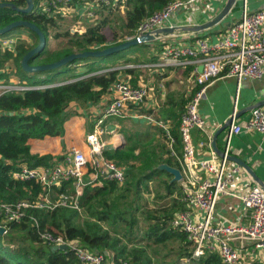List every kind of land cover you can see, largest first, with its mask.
<instances>
[{"label": "trees", "instance_id": "1", "mask_svg": "<svg viewBox=\"0 0 264 264\" xmlns=\"http://www.w3.org/2000/svg\"><path fill=\"white\" fill-rule=\"evenodd\" d=\"M174 1L119 0L118 6L97 10L96 22L89 24L81 33L70 28L60 31L56 19L39 14L40 0H34L35 8L31 14L16 13L10 8L0 9V28L18 20L36 24L45 33L48 44L31 63L49 64L73 53L103 50L137 37L139 26L150 15L162 11ZM3 2L6 1L0 0V3ZM10 2L26 7V0ZM120 7L126 11L123 17L119 16ZM23 29L31 32L26 28H17L3 37ZM31 34L36 39L34 45L18 40L14 51L3 50L0 46V50L4 51H0V81L10 83L11 76L5 69L11 62L20 84L43 87L5 93L0 97V201L9 203L45 197L40 185L32 181H16L12 177L13 172L23 165L29 168L48 167L54 160L62 159L32 154L29 141L63 136L64 124L72 115L69 112L71 104H98L110 93L121 73H138L135 69L109 71L108 68H100L98 73L94 66L105 63L106 59L87 58L53 71L28 74L22 70L21 62L38 44L36 34ZM51 38L55 41L54 49H49ZM81 66L87 67L88 71L77 73ZM185 108L181 106L180 113ZM140 115L149 114L142 110ZM162 133L166 137L165 130ZM170 134L174 141L173 149L157 142L154 136H133L126 139L124 147L105 149L103 156L125 170V182L119 184L117 181L102 180L101 185L94 186L87 181L79 210L66 207L28 209L22 222L9 224L7 233L0 236V264H82L70 249L53 251L49 244L41 240L40 234L45 231L62 235L68 243L76 242L104 255L106 262L109 260L111 264H223L220 256L212 252L194 259V249L186 235L171 225L175 215L188 210V207L182 201L183 187L177 182L171 183L174 176L160 169L163 165L181 169L179 158L183 155V145L179 126L171 129ZM179 145L182 153L178 155L176 148ZM156 179H160L158 187L166 191L163 199L175 195L176 198L162 209L142 211L139 206L142 193L147 192L149 184ZM67 190L72 191L71 185L65 183L61 188H53L51 196L55 198V195ZM82 214L86 218L79 221ZM175 241L176 245H170ZM156 247L165 250L156 252Z\"/></svg>", "mask_w": 264, "mask_h": 264}, {"label": "built area", "instance_id": "2", "mask_svg": "<svg viewBox=\"0 0 264 264\" xmlns=\"http://www.w3.org/2000/svg\"><path fill=\"white\" fill-rule=\"evenodd\" d=\"M10 2L11 0H4ZM199 0H175L162 11L150 15L138 29V36L154 33L166 28L171 16L186 5ZM119 0H40L39 14L49 18L69 16L72 12L88 19L89 23L97 20L96 11L103 7L118 6ZM123 8V7H120ZM170 28H173L170 26ZM17 39L13 36L1 37L0 46L3 50H15ZM161 61L147 65L150 69L180 68L195 64L203 70L198 73L195 90L181 115L179 133L183 145V155L180 159L183 187L182 201L188 210L175 215L171 225L182 231L191 244L193 258L198 259L206 252L217 253L223 264H243L241 252L232 245L235 236L246 239L255 252L264 258V188L253 184L245 189L240 199L243 209L248 211V224L235 223L231 225L215 223V208L224 194H229L241 174L239 165L229 166L226 150L221 158L209 146L208 158H197V145L193 141V131L202 129L205 120L199 112L207 85L217 78L227 68V75L242 80H260L264 75V10L255 13L247 11L246 0L239 21L229 27L226 34L216 43L210 44L204 38H196L194 45H168L161 52ZM130 67V66H129ZM133 67V66H132ZM112 71V70H109ZM43 87H29L20 83L5 84L0 82V97L5 93H18ZM114 99L100 112L96 129L104 123L108 116L124 117L127 109L132 106L140 108L146 103L151 94V87L146 84L133 85L129 80L119 79L112 89ZM138 113L137 111H134ZM134 113V114H135ZM140 115V114H139ZM229 131L232 136L244 131L260 133L264 138V109L256 107L245 126L234 122ZM101 130V129H99ZM167 139L173 138L169 130H165ZM204 142L200 146H206ZM103 149L90 147L88 152L72 149L65 153L61 161H55L48 167L29 168L21 166L12 177L16 181H32L40 185L45 191V197L35 201L21 200L18 202L0 201V227L22 222L28 209H50L66 207L79 210V201L83 195L86 175L92 177L89 183L98 186L102 180L117 181L122 184L126 180L125 170L115 162L103 156ZM70 184L73 191L61 192L53 200V188H61L63 184ZM194 210L201 213L197 218ZM41 240L52 246L67 245L82 264H106L105 256L92 252L78 243H68L62 235L45 231L40 234ZM68 249V250H69Z\"/></svg>", "mask_w": 264, "mask_h": 264}, {"label": "crops", "instance_id": "3", "mask_svg": "<svg viewBox=\"0 0 264 264\" xmlns=\"http://www.w3.org/2000/svg\"><path fill=\"white\" fill-rule=\"evenodd\" d=\"M228 2L229 0H199L186 5L171 16L166 26V28L170 26L176 28L173 34H162L151 44H143L137 49L134 48L125 53L126 59L133 60L130 64H126L125 60V64L122 63L121 59H118L119 63L113 65L106 64L104 66L107 62L101 64L102 68H108V70H137L136 75L121 73L119 79L129 80L133 85L146 84L151 87L150 97L144 105L140 108L135 107V110H132L130 106L124 117H106L104 123L97 130L96 125L100 118V112L115 97L113 91L111 90L98 104L73 103L69 107V112L72 115L64 124L63 136L46 137L40 140L31 139L29 141L31 153L40 156L52 155L58 158L74 148L84 152H88L90 147L103 150L117 148L123 142L126 143L127 138L133 136H154L157 142L162 143L166 148L173 149L174 141L170 142L166 139L162 130L170 131L180 126L181 114L186 109L180 113L181 106L186 107V103L190 100L201 66L197 67V72L195 64L164 69H150L145 66L162 62L161 52L168 45H194L196 38H204L210 44H216L226 34L229 27L241 19L244 0H237L230 13L211 28L193 32L184 28H197L212 22L221 14ZM246 5L249 13L264 10V0H246ZM82 12L83 10L79 14ZM79 14L72 12L69 16H57L55 19L60 26V31L70 28L72 31L84 33L86 27L91 23ZM15 34H20V36L15 35V38L22 40L27 45L36 43V40L33 43V35L25 29ZM50 42L51 46L53 43L55 44L52 38L49 40ZM87 71V67L81 66L77 73H86ZM96 71L100 73L98 69ZM227 71L228 68L207 85L206 94L200 103L199 112L206 123L204 128L195 129L192 133L193 141L198 148L197 158H208L209 146L214 150L215 142L217 149L224 153L228 150L229 155L244 161L264 183L263 136L257 132L244 131L239 135L232 136L228 143L231 126L220 133L223 126L231 119L235 118L236 124L245 126L251 118L254 108L264 109V75L260 80L239 81L236 77L227 75ZM15 79H17L15 83L20 82L18 77ZM0 82L3 83V81ZM12 82L14 81L10 80V83ZM142 110L147 111L149 115H139ZM158 118L161 119L160 122L156 121ZM201 142L207 145L201 147ZM176 149L178 155L182 153L181 145ZM229 162V166L237 165L232 161ZM241 169V174L231 192L222 195L216 205L215 223L231 225L250 222L248 211L243 209L240 196L246 188L256 183L244 168L241 167ZM86 177H88V181L90 178L92 179L89 175ZM194 213L198 219L202 216L195 210ZM231 243L241 252L243 264H264V258L255 252L253 246L246 239L235 236ZM106 263L111 264L109 260Z\"/></svg>", "mask_w": 264, "mask_h": 264}, {"label": "water", "instance_id": "4", "mask_svg": "<svg viewBox=\"0 0 264 264\" xmlns=\"http://www.w3.org/2000/svg\"><path fill=\"white\" fill-rule=\"evenodd\" d=\"M237 0H229L224 10L219 14L215 20L212 22H209L206 25L198 26L197 28H184L185 30H192L193 31H203L208 28H211L215 26L216 24L220 23L232 10V8L235 6ZM34 1L33 0H26V7L22 8L17 6L16 4L12 2H3L0 3V9L3 8H10L16 13L20 14H31L34 12ZM17 28H26L30 30L31 32L35 33L38 37V44L33 49H31L22 59L21 66L22 70L28 74H38L43 73L47 71H53L56 69H59L61 67H64L72 62H76L77 60H83L87 58H110L119 54H125L127 52H130L132 49L137 48L141 45H148L151 44L154 40L158 39L162 34H173L176 31V28H163L155 31L153 34L147 33L143 34L137 37L130 38L126 40L125 42H122L118 45L107 47L103 50H93V51H86V52H80V53H73L70 54L61 60H58L53 63L49 64H41V65H33L31 63L32 59L38 55H40L47 47L48 41L45 33L34 23L27 21V20H18L15 22L10 23L9 25L5 26L4 28H0V37L6 36L7 34L11 33L13 30ZM203 70V67L201 66L200 72ZM233 122V119H231L227 124L223 126V129L220 131H224L225 129L229 128ZM218 136V135H217ZM125 142L123 144H120L117 148L123 147ZM214 150L217 152V154L221 157H225V153L221 150L217 149L216 143L213 144ZM228 160L234 162L235 164L239 165L240 167L244 168L247 173L252 177V179L255 181L256 184L260 185L264 188V183L260 180V178L255 174V172L241 159L228 155ZM162 170L168 171L170 174H172L173 182H179L182 179V173L180 169L173 168L169 165H163L160 167ZM5 234V228L0 227V236H3ZM53 251H67L69 248L67 245H61V246H52L51 247Z\"/></svg>", "mask_w": 264, "mask_h": 264}, {"label": "rangeland", "instance_id": "5", "mask_svg": "<svg viewBox=\"0 0 264 264\" xmlns=\"http://www.w3.org/2000/svg\"><path fill=\"white\" fill-rule=\"evenodd\" d=\"M119 11H120L119 16L120 17H123L124 14H125V12H126L125 9L124 8H121ZM67 29H63L61 31H65ZM15 35L20 36V34H15V33L12 34L13 37H15ZM35 40L36 39L33 36V43L36 42ZM54 48H55V44L53 43V45L51 46V42H50L49 43V49H54ZM0 51L2 53L4 52L2 50H0ZM118 59H121V61H123L122 63H124L125 61L128 60V59L125 58V54H119V55H116V56L107 58L105 60L107 63H105L104 66H106V64L113 65L115 63H119ZM128 66H130V65H128ZM14 68H15L14 65H12L11 62H9L8 67L5 70L10 74L11 80H13L15 82V80H17L15 78H17V77L14 75V73H15V69ZM99 68H102V66H101L100 63H98L96 66H94V70H97ZM87 178L88 177H85V181H88ZM159 181H160V179L159 180L156 179L154 182L150 183L147 192L145 191L144 193H142V200L139 202V206L141 207V210L142 211H150L151 212V211L156 210V209H162L164 207H167V205H170L172 203V200L175 199L174 197H171L169 199L168 198H164L163 199V197L166 195V191H164L163 189H160L158 187ZM178 184L181 185L180 182H178ZM175 197H176V195H175ZM54 199H56V195H55V198ZM85 218L86 217L82 214L79 217V221H82ZM143 232L144 231H142L141 233H143ZM141 233L139 235H141ZM141 238H143V234L141 235ZM176 242L177 241L171 242L170 245H176ZM141 244H145V242H141ZM163 250H165V248H163V247H156V248H154V251H156V252H161Z\"/></svg>", "mask_w": 264, "mask_h": 264}]
</instances>
